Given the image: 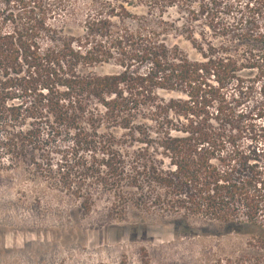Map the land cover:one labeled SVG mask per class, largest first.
Wrapping results in <instances>:
<instances>
[{
	"label": "trees",
	"instance_id": "trees-1",
	"mask_svg": "<svg viewBox=\"0 0 264 264\" xmlns=\"http://www.w3.org/2000/svg\"><path fill=\"white\" fill-rule=\"evenodd\" d=\"M225 5L0 0V170L25 172L82 213L104 195L119 215L132 206L217 222L264 264V166L239 146L251 125L243 71L264 76V35L241 49L187 27L197 58L167 42L179 31L172 9L226 35Z\"/></svg>",
	"mask_w": 264,
	"mask_h": 264
},
{
	"label": "rangeland",
	"instance_id": "rangeland-1",
	"mask_svg": "<svg viewBox=\"0 0 264 264\" xmlns=\"http://www.w3.org/2000/svg\"><path fill=\"white\" fill-rule=\"evenodd\" d=\"M223 3L218 20L219 26H229L226 35L214 34L203 19L191 22L172 9L168 19L179 31L167 37L168 44L197 58L183 37L190 27L196 38L203 30L214 43L259 48L264 0ZM80 8L82 18L86 8L82 4ZM243 76L249 89L241 107L248 113L244 123L251 125L241 132L239 146L247 152L255 150L260 157L251 163L264 166V76L256 69H246ZM2 162L0 166L7 164ZM255 259L247 236L227 233L217 222L132 206L119 215L104 195L90 212L82 213L77 202L25 172L0 170V264H253Z\"/></svg>",
	"mask_w": 264,
	"mask_h": 264
}]
</instances>
